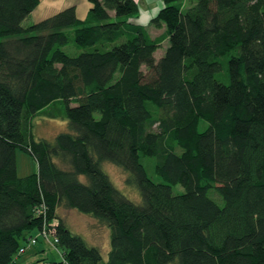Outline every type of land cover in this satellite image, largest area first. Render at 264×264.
Returning a JSON list of instances; mask_svg holds the SVG:
<instances>
[{
    "label": "trees",
    "instance_id": "1",
    "mask_svg": "<svg viewBox=\"0 0 264 264\" xmlns=\"http://www.w3.org/2000/svg\"><path fill=\"white\" fill-rule=\"evenodd\" d=\"M89 1L85 19L71 6L26 25L41 0H0V264L43 203L63 250L50 264H264V0H161L156 38L131 21L137 0ZM39 117L69 130L37 139ZM18 151L37 173L18 175ZM61 208L110 229L107 260Z\"/></svg>",
    "mask_w": 264,
    "mask_h": 264
},
{
    "label": "rangeland",
    "instance_id": "2",
    "mask_svg": "<svg viewBox=\"0 0 264 264\" xmlns=\"http://www.w3.org/2000/svg\"><path fill=\"white\" fill-rule=\"evenodd\" d=\"M139 4L141 8L140 14L131 21L138 20L139 23H145L153 38L160 36L164 32V29H156L150 25V22L163 7L161 0H141ZM71 6H76L79 17L85 19L91 7V3L89 0H41L39 7L36 9L30 21L37 23ZM168 47V41L164 42L161 48L156 52V58L160 59L163 57ZM62 50L69 56H77L82 52V50L74 46L73 38H71L70 44L62 48ZM33 124L35 137L37 139H46L50 142H54L56 136L60 133L69 130L68 122L61 119L39 117L34 120ZM203 127L204 126H201L202 130ZM17 166L18 175L20 177L38 172V164L35 158L23 151L17 152ZM103 170L109 175L116 188L128 199L136 204L142 202V196L139 190L126 183L127 177L129 176L127 172L111 163H104ZM153 177L160 181L156 175H153ZM173 191L175 194H181L184 192V189L181 186H175ZM211 197L219 204H223V200L220 196L216 195ZM59 215L65 220V223L74 234L80 235L88 245L97 247L101 251L104 260L108 259L111 248V231L107 226L97 222L91 216L84 215L76 210L61 208L59 210ZM27 242L28 239L22 243L23 246H27ZM40 250H42V252ZM61 252H63V250L58 245L55 247L54 244H50L48 241L40 240L36 245L28 247L26 253L18 257L15 264H50L51 261L61 260Z\"/></svg>",
    "mask_w": 264,
    "mask_h": 264
},
{
    "label": "built area",
    "instance_id": "3",
    "mask_svg": "<svg viewBox=\"0 0 264 264\" xmlns=\"http://www.w3.org/2000/svg\"><path fill=\"white\" fill-rule=\"evenodd\" d=\"M48 206L43 203L37 207L36 216L43 219V227L38 230L35 235L28 238V245L23 246L19 249L16 255V260L18 257L24 255L27 251V248L33 245H36L38 241L44 240L50 242V244H54L55 247L59 244V240L57 237V227L59 225V221L57 219H53L50 223L48 221ZM36 264V263H32Z\"/></svg>",
    "mask_w": 264,
    "mask_h": 264
},
{
    "label": "crops",
    "instance_id": "4",
    "mask_svg": "<svg viewBox=\"0 0 264 264\" xmlns=\"http://www.w3.org/2000/svg\"><path fill=\"white\" fill-rule=\"evenodd\" d=\"M139 3H140V1L141 0H137ZM160 1V0H159ZM36 11V10H35ZM35 11L30 15V17L24 22L26 25L27 24H30V23H32L33 21H30V20H32V16L34 15V13H35ZM134 23H137V24H141V25H146L145 23H139L138 22V20H136V21H133ZM41 252H42V250H40Z\"/></svg>",
    "mask_w": 264,
    "mask_h": 264
}]
</instances>
